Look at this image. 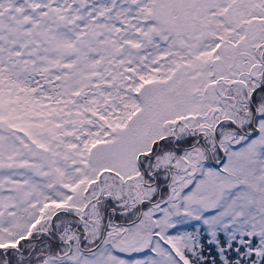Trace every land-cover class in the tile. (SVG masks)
Segmentation results:
<instances>
[{
  "label": "snow or ice",
  "instance_id": "obj_1",
  "mask_svg": "<svg viewBox=\"0 0 264 264\" xmlns=\"http://www.w3.org/2000/svg\"><path fill=\"white\" fill-rule=\"evenodd\" d=\"M0 264H264V0H0Z\"/></svg>",
  "mask_w": 264,
  "mask_h": 264
},
{
  "label": "trees",
  "instance_id": "obj_2",
  "mask_svg": "<svg viewBox=\"0 0 264 264\" xmlns=\"http://www.w3.org/2000/svg\"><path fill=\"white\" fill-rule=\"evenodd\" d=\"M189 230H191V229H189Z\"/></svg>",
  "mask_w": 264,
  "mask_h": 264
}]
</instances>
